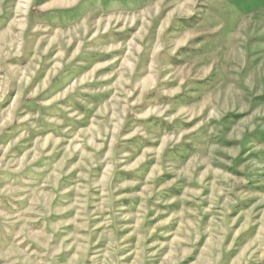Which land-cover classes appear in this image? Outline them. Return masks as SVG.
<instances>
[{
  "label": "rangeland",
  "instance_id": "1",
  "mask_svg": "<svg viewBox=\"0 0 264 264\" xmlns=\"http://www.w3.org/2000/svg\"><path fill=\"white\" fill-rule=\"evenodd\" d=\"M0 264H264V0H0Z\"/></svg>",
  "mask_w": 264,
  "mask_h": 264
}]
</instances>
